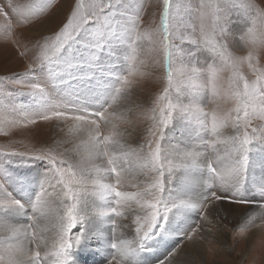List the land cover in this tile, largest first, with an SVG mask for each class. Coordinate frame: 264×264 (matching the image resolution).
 Returning a JSON list of instances; mask_svg holds the SVG:
<instances>
[{
    "label": "snow or ice",
    "instance_id": "1",
    "mask_svg": "<svg viewBox=\"0 0 264 264\" xmlns=\"http://www.w3.org/2000/svg\"><path fill=\"white\" fill-rule=\"evenodd\" d=\"M6 2L17 26L42 19L31 5ZM65 4L66 22L35 41L37 52L27 76L39 77V82L20 78L12 82L29 88L28 95L40 101L31 113L22 109L25 127L53 119L73 123L65 138L38 152L5 153L29 164L38 162L39 168L0 167V183L15 185L26 194L17 198L0 187V233L7 241L0 248V264H111L112 260L149 264L151 254L174 237L192 241L200 230L192 221L207 220L211 203L258 204L264 215V203L246 198L250 171L257 164L264 169V70L256 67V49L264 46V39L247 25L264 21V7L256 0L240 4L176 0L173 10L172 0H163L159 28L149 32L143 29L145 0H88L87 4L65 0ZM51 7L48 3L40 11ZM0 15L5 31L11 33L12 16L3 8ZM232 25L240 26L241 42L249 37L253 50L246 56L230 49L227 38L233 35ZM185 42L194 50L185 53ZM152 52L162 53V65L159 60L155 63L163 68V87L147 105L135 103L130 99L134 89L149 75L142 71L148 61L141 55L151 58ZM245 64L256 76L252 82L241 71ZM225 70L231 76L221 91L218 80ZM199 76L205 80V99L215 105L211 112L206 103L197 101L193 107L180 100L186 81ZM48 86L53 91L71 89L72 95L82 94L96 107L74 105L68 110L52 104ZM229 102L233 106L222 110L221 105ZM125 103L133 106L122 108ZM0 108L18 110L12 103ZM129 115L150 121L135 148L122 141L123 133L114 123ZM193 117L203 135L196 148L188 149L169 137L177 122L191 123ZM257 120L261 125L253 127ZM82 133L87 143L83 139L75 143ZM70 143L72 148L65 147ZM177 159L184 168L179 178ZM86 161L90 166H85ZM125 185L134 190H122ZM257 187L264 198V179ZM90 197L104 206L95 205ZM255 215L252 211L246 221ZM98 217L112 225L107 239L96 226ZM117 218L128 223L118 224ZM117 227L131 228V239L123 233L117 236ZM177 251L178 246L172 248L160 264H179L172 260Z\"/></svg>",
    "mask_w": 264,
    "mask_h": 264
},
{
    "label": "rangeland",
    "instance_id": "2",
    "mask_svg": "<svg viewBox=\"0 0 264 264\" xmlns=\"http://www.w3.org/2000/svg\"><path fill=\"white\" fill-rule=\"evenodd\" d=\"M15 2L18 4L31 5L34 15L42 17V19L40 22L17 26L15 17L7 7L6 0H0V8L7 11L13 18V29L11 33H8L4 28V17L0 15V104L12 103L18 109L17 111H12L7 108H0V167H6L10 171L27 169L35 171L39 168L38 162L29 164L27 162H22V157L6 156L5 153L38 152L47 145L65 138L67 127L73 122L71 120L63 122L53 119L51 121H41L36 125H27L25 127L22 109H27L28 112L31 113L34 107L38 106L40 101L38 99L34 100L28 95L31 91L29 88L21 87L19 83H13L12 81L14 78H20L21 80H27L29 82H39V77L27 76V73L30 71L29 66L33 63V59L37 52L35 41L40 38L41 34L55 33L59 30L63 23L66 22L68 6L65 4V0H15ZM256 2L261 7H264V0H256ZM48 3H51L52 7L45 12H41L40 9ZM84 3L87 4L88 0H84ZM145 3L146 10L143 19V29L152 32L159 28L163 0H145ZM172 3L173 10H175L176 0H172ZM193 3H195V0H193ZM235 3H243V0H235ZM238 12L241 15L244 14L243 9H238ZM247 27L254 28L258 39H264V21L256 20L255 23L249 21ZM232 31L233 35L227 38L230 49L237 56H246L249 51L253 50L252 45L248 43L249 37L245 36L244 42L238 39L240 33L239 25H232ZM152 38L155 39L156 37L153 36ZM145 46H147L146 41ZM194 47V45L188 42H185L183 45L185 53L193 51ZM256 51L259 60L256 67L264 70V46H258ZM141 58L148 61L147 66L144 67L142 71L149 73V75L140 80L138 86L134 89V95L130 99L135 103L147 105L152 96L158 94L163 87L162 77L164 76V71L161 66H157L155 63L156 60H159L162 65V53L152 52L151 58L142 53ZM188 60L190 61L191 57H189ZM241 71L250 82L256 79L253 70L249 68L247 64L241 68ZM230 76L231 72L227 70L220 73L218 85L221 87V91L227 87ZM204 83L205 80L203 76L193 77L191 80L186 81V86L182 89L180 100L186 105L191 102V106L193 107L196 106L197 101L206 103V110L211 112L215 105L205 99L207 93L204 91ZM46 91L52 104L67 108L68 110H72L74 105L80 107L86 105L89 108L96 107L92 99L85 98L82 94L79 98L72 95L71 89L68 91H53L52 88L48 86L46 87ZM6 92H11L13 94L6 96ZM20 93H23V95H20ZM131 106L133 105L125 103L122 105V108ZM232 106V103L229 102L222 104L221 109L227 110ZM128 120H131L132 123H128ZM9 121H16L18 123L13 124L9 123ZM114 123L117 125V130L123 133V136L120 137L122 141L135 148L137 142L144 139L143 130L148 126L150 121L142 118L137 119L135 115H129L123 120H115ZM261 123L262 122L258 120L253 121L252 126L258 127ZM102 131L104 135L108 134V130L104 129L103 125ZM201 135H203V133L197 132V121L195 117H193L191 123L187 121L177 122L169 138L173 140V142L179 141L181 146L194 149L199 145ZM81 139L84 140L85 144L87 143V137L84 133L75 138V143H79ZM65 147L72 148L73 144L70 143L65 145ZM80 151L81 153L85 152L83 144L80 147ZM174 164L176 167L180 166V164L183 165L179 159L175 160ZM85 166H90V162L86 161ZM262 179H264V169L257 164L249 173V179L246 184L248 191L246 196L247 199L264 203V198L261 197L260 189L257 187L258 182ZM0 187L17 198L26 195L15 185H4L0 183ZM122 190L132 191L134 189L128 188L127 185H125ZM90 199L94 201L95 205L99 207L104 206V202L100 201L97 197H90ZM226 206L232 210V214L237 216L240 215L239 217L242 218L240 224L234 225L231 228H225L215 223V211ZM252 211L256 212V215L253 216L251 220L246 221L245 217L251 215ZM206 215L208 217L207 220L193 219L192 224L198 226L200 230L196 233V236L193 237L192 241L186 238L182 239L180 236L174 237L170 244L161 246L151 254L149 264H160L161 261L165 260L168 252L177 246L178 251L172 257V260L179 261V264H196L194 261L195 259L196 261L199 259L200 261L197 262H200V264H264V215H261L258 204H232L227 200H222L211 203ZM193 216H195V214H193ZM19 219L21 221L23 220V218ZM106 219L107 218L98 217L97 222L98 226L102 227L101 231H110V236L112 225L105 222ZM117 219L118 224L122 221H126L119 218ZM242 228L243 235L240 234ZM220 230L226 231L224 234L225 237L227 236L224 240L225 244L218 238L217 232ZM129 231L132 233V229ZM210 231L214 233L211 234L209 233ZM4 235L6 234L0 233V248H3L7 243V241L4 240ZM188 250L193 252V260L184 257V252L187 253ZM112 251L114 252V250ZM116 255L118 256V254ZM81 259H92V257H82ZM96 259L102 258L96 257ZM111 264H116V260H112ZM124 264H127V262L125 261Z\"/></svg>",
    "mask_w": 264,
    "mask_h": 264
},
{
    "label": "bare ground",
    "instance_id": "3",
    "mask_svg": "<svg viewBox=\"0 0 264 264\" xmlns=\"http://www.w3.org/2000/svg\"><path fill=\"white\" fill-rule=\"evenodd\" d=\"M177 163H179V162H177ZM176 168H177V172H176L175 175H176L177 178H179L181 176V174L183 173L184 168H183V165L182 164H180V166H177ZM175 183H176V181H173V185H175ZM215 212H216V214H215V219H216L215 223L218 224L219 226H222V227H225V228H231L234 225L240 224L241 221H242V218L239 217L240 215L237 216L235 214H232V210L229 209L227 206L224 207V208H219ZM127 223H128V221H122V222H120V224H127ZM96 226L99 229V231L102 233V235H103L104 238L107 239V238L110 237L109 236V232L110 231H108V230L101 231L102 227H99L98 226V222H97V225ZM130 229L131 228H120V227H117L116 228V235L119 236L121 233H123L124 238L131 239V233L129 231ZM224 230L223 231L220 230V231L217 232L218 238H219L220 241H222L223 244H225V241L224 240L227 237V236L226 237L224 236V234L226 232ZM209 233L213 234L214 232H211L210 231ZM249 240H251V239H249ZM0 241H1V238H0ZM226 244H227V242H226ZM184 257L187 258V259L193 260V258H194L193 252L192 251H189V250L187 251V253L184 252ZM194 261L196 262V264H200V262H197V261H200L199 259H197V261L195 259Z\"/></svg>",
    "mask_w": 264,
    "mask_h": 264
}]
</instances>
